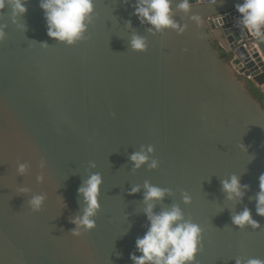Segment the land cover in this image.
<instances>
[{"label": "water", "instance_id": "water-1", "mask_svg": "<svg viewBox=\"0 0 264 264\" xmlns=\"http://www.w3.org/2000/svg\"><path fill=\"white\" fill-rule=\"evenodd\" d=\"M134 2L95 0L87 38L71 46L47 35L40 0H26L19 19L27 31L12 23L10 7L0 10L7 25L0 41V264H133L148 221L143 189L128 190L145 180L172 190L156 212L179 204L203 229L195 264L264 260V216L255 208L264 173V40L238 21L242 0H190L188 14L174 3L175 19L187 25L182 34H150ZM134 31L146 37V51L129 46ZM141 145L153 146L158 168L132 169L129 155ZM25 162L20 176L17 164ZM91 172L103 177L96 227L73 235L71 218L82 209L77 189ZM232 173L249 185L242 202L221 190ZM20 186L31 191L21 194ZM41 193L46 199L33 211L27 201ZM245 207L258 227L232 225L231 215Z\"/></svg>", "mask_w": 264, "mask_h": 264}, {"label": "clouds", "instance_id": "clouds-1", "mask_svg": "<svg viewBox=\"0 0 264 264\" xmlns=\"http://www.w3.org/2000/svg\"><path fill=\"white\" fill-rule=\"evenodd\" d=\"M123 2L127 4L129 0H123ZM174 3L176 10L185 14L190 13L192 7L190 0H135L132 4L133 14L142 25H150L146 29L150 34H162L166 29H173L182 34L187 25H182L175 19ZM5 6L11 9L12 23L27 31L26 24L21 23L19 19L27 12L26 0H0V10ZM39 6L44 12L49 37L69 46L87 38L85 33L93 20L95 0H40ZM235 8L241 14L237 17L240 24L253 36L264 40V0H242L236 3ZM189 18L197 19L194 15ZM126 26L131 29V21H127ZM6 27V24H0V41L6 36ZM128 43L134 51H146L148 47L146 37L136 31L132 32ZM40 45L48 44L43 42ZM240 144L247 151V146ZM153 152V146L141 145L139 150L131 153L129 160L132 162V169L135 171L144 165H147L149 169L158 168L159 161L149 155ZM253 158L254 156H250V160ZM45 166V161L41 160L39 167L43 170ZM90 167L95 168V162H90ZM28 170V163L17 164L18 175L23 176ZM36 179L39 183L44 181L43 171ZM258 181L259 191L255 195L256 214L264 216V173L260 174ZM102 184V175L99 172H91L78 187L77 195L82 197V209L79 214L71 218L70 222L75 225L71 230L73 235H80L81 230L90 231L96 227L95 217L101 208ZM248 188L249 185L242 184L240 176L236 173L221 180V190L228 201L242 202ZM141 189H143V213L148 225L145 233L135 240V251L130 253L133 264H195L202 242L201 226L193 222L191 218H186L179 204L173 203L169 207L161 208L159 212L154 210L157 202H163L166 196L172 194L171 189L145 180L142 188L140 185H134L128 191L129 194H136ZM30 191L31 189L27 186L18 188L21 194ZM181 195L183 203L192 202L188 192L184 191ZM45 199V194H35L27 203L33 211H40ZM231 223L240 229L246 226L258 227V221L253 218L251 210L247 207L242 211L234 212L231 215ZM235 264H264V260L255 257L247 259L238 257L235 259Z\"/></svg>", "mask_w": 264, "mask_h": 264}, {"label": "flooded vegetation", "instance_id": "flooded-vegetation-1", "mask_svg": "<svg viewBox=\"0 0 264 264\" xmlns=\"http://www.w3.org/2000/svg\"><path fill=\"white\" fill-rule=\"evenodd\" d=\"M253 89V88H252ZM253 92H254V94H256V96H260V94H259V92L256 90V89H253ZM261 97V96H260Z\"/></svg>", "mask_w": 264, "mask_h": 264}, {"label": "built area", "instance_id": "built-area-1", "mask_svg": "<svg viewBox=\"0 0 264 264\" xmlns=\"http://www.w3.org/2000/svg\"><path fill=\"white\" fill-rule=\"evenodd\" d=\"M207 1H211V2H213V1H216V0H207Z\"/></svg>", "mask_w": 264, "mask_h": 264}]
</instances>
